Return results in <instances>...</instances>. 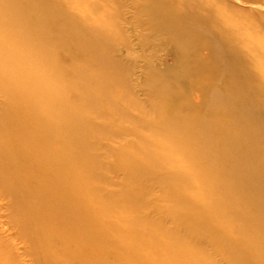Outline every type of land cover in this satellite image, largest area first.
<instances>
[{
  "label": "bare ground",
  "instance_id": "obj_1",
  "mask_svg": "<svg viewBox=\"0 0 264 264\" xmlns=\"http://www.w3.org/2000/svg\"><path fill=\"white\" fill-rule=\"evenodd\" d=\"M0 201V264H264V0H0Z\"/></svg>",
  "mask_w": 264,
  "mask_h": 264
},
{
  "label": "rangeland",
  "instance_id": "obj_2",
  "mask_svg": "<svg viewBox=\"0 0 264 264\" xmlns=\"http://www.w3.org/2000/svg\"><path fill=\"white\" fill-rule=\"evenodd\" d=\"M162 61V57H158L157 59H156V63H157V65H161V64H159L160 62ZM165 63L168 65V66H170V65H172V58H171V55L168 53V55L166 56V58H165ZM143 95H141V97H142ZM112 172V173H111ZM114 173H113V169L111 170V171H109L108 172V175H113ZM4 203L5 202H1L0 201V224H3L2 222H5L6 221V218H5V216H6V214H7V211L5 210V207H3V205H4ZM4 225V224H3ZM4 235H6V236H11V235H13V232L12 231H8V232H6V233H4ZM17 247H19V245L17 244Z\"/></svg>",
  "mask_w": 264,
  "mask_h": 264
}]
</instances>
